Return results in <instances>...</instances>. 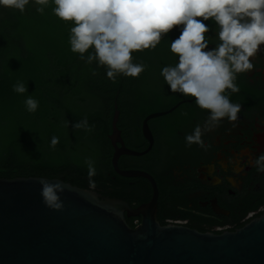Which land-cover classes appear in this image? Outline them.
Masks as SVG:
<instances>
[{"label": "trees", "instance_id": "trees-1", "mask_svg": "<svg viewBox=\"0 0 264 264\" xmlns=\"http://www.w3.org/2000/svg\"><path fill=\"white\" fill-rule=\"evenodd\" d=\"M37 7L34 0H29L21 13L19 9L0 5V178L60 179L82 189L92 188L105 197L123 199L135 208L149 202L152 188L146 179L122 177L112 167L111 123L117 104L120 112L117 126L124 143L141 152L149 145L142 135L145 117L187 98L172 93L161 75L163 67L178 62L170 51V43L181 35L183 25L162 36L154 50L132 53L134 64L143 62L148 66L138 77L119 74L113 82L107 78L105 66L98 67L95 61L86 64L79 53L71 51L69 35L74 21L55 16L53 0L44 6L43 15L36 11ZM197 19L209 28L205 38L210 42L205 51L214 49L219 43L218 26L213 19ZM92 51L90 48L84 56ZM93 69L98 73L95 76ZM150 74H154L158 85H152ZM17 82H23L28 91L24 94L13 91ZM29 95L39 101L35 113L26 110L24 102ZM156 104L161 108L159 111H154ZM85 116L89 125L94 126L91 132L72 127ZM171 120L170 115L151 120L153 149L141 157L122 156L118 163L122 170L151 174L157 181L159 204L167 194L159 178L171 167L169 145L175 138ZM53 136L59 138L55 148L50 146ZM86 158L94 161L96 175L91 178L94 188L89 184ZM126 220L133 228L141 223V217ZM158 220L162 226L168 225L161 217Z\"/></svg>", "mask_w": 264, "mask_h": 264}, {"label": "clouds", "instance_id": "clouds-1", "mask_svg": "<svg viewBox=\"0 0 264 264\" xmlns=\"http://www.w3.org/2000/svg\"><path fill=\"white\" fill-rule=\"evenodd\" d=\"M53 14L63 21H74L70 29L69 44L73 53L91 65L94 61L105 66L107 78L116 81L119 74L138 77L147 69L143 62L134 64L132 53L155 49L162 36L174 27L183 25L181 35L170 43V51L178 57L175 66L161 70L165 83L172 93L194 97L196 105L208 110L203 126L197 124L191 134L185 136L186 147L193 144L207 150L203 140L205 132L219 126L227 118L235 123L242 105L232 103L231 93L239 92L234 81L236 74L247 73L254 68L252 58L261 52L264 44V0H53ZM36 11L44 14L49 0H34ZM29 0H0V5L25 11ZM203 21L213 19L218 26L219 43L212 50L205 33L209 28ZM93 51L84 56L89 49ZM96 69L92 75H97ZM231 90L229 95H224ZM13 91L26 93L23 82L13 85ZM26 110L35 113L39 101L31 95L25 100ZM187 115V113H182ZM69 121H65V127ZM74 129L91 132L87 116L72 125ZM59 138L53 136L50 146L55 148ZM89 184L96 175L94 161L86 158ZM258 172H264V152L253 162ZM41 196L45 206L61 210L60 193L64 185L40 178ZM264 211V208L261 209Z\"/></svg>", "mask_w": 264, "mask_h": 264}, {"label": "water", "instance_id": "water-1", "mask_svg": "<svg viewBox=\"0 0 264 264\" xmlns=\"http://www.w3.org/2000/svg\"><path fill=\"white\" fill-rule=\"evenodd\" d=\"M183 102L145 117L142 135L149 145L141 152L126 147L115 104L111 164L122 177L150 183L152 197L139 207L60 179L0 178V264H264V213L236 231L220 234L178 224L162 226L155 178L145 171L119 168L122 156L141 157L152 150L149 121L170 114ZM40 178L64 185L61 210L43 203ZM126 217H141V223L133 228Z\"/></svg>", "mask_w": 264, "mask_h": 264}, {"label": "flooded vegetation", "instance_id": "flooded-vegetation-1", "mask_svg": "<svg viewBox=\"0 0 264 264\" xmlns=\"http://www.w3.org/2000/svg\"><path fill=\"white\" fill-rule=\"evenodd\" d=\"M261 50L252 58V70L236 74L234 83L239 92L231 93L229 99L242 105L239 119L233 126L224 118L219 126L205 132L204 143L211 145L207 150L196 144L186 147L185 136L197 124L203 126L209 111L200 109L195 101L183 102L194 97L169 108L183 102L168 114L175 130L169 145L171 167L159 178L167 194L161 206L158 198L157 217L166 223L212 233L233 232L264 213V172H258L252 163L264 152V44ZM182 113H187L188 121Z\"/></svg>", "mask_w": 264, "mask_h": 264}, {"label": "rangeland", "instance_id": "rangeland-1", "mask_svg": "<svg viewBox=\"0 0 264 264\" xmlns=\"http://www.w3.org/2000/svg\"><path fill=\"white\" fill-rule=\"evenodd\" d=\"M263 45V44H262ZM262 45L260 46L261 47V49H262ZM150 78H151V82L153 83L152 85H158L157 83V79L156 78H154V74H150ZM162 101H164L163 99H161ZM161 108H160V106L158 105V104H156V105H154V111H159Z\"/></svg>", "mask_w": 264, "mask_h": 264}]
</instances>
